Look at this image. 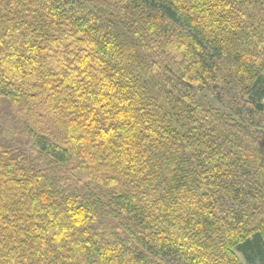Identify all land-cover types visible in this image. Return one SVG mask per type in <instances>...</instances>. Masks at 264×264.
Listing matches in <instances>:
<instances>
[{"label": "trees", "instance_id": "16d2710c", "mask_svg": "<svg viewBox=\"0 0 264 264\" xmlns=\"http://www.w3.org/2000/svg\"><path fill=\"white\" fill-rule=\"evenodd\" d=\"M264 0H0V264H264Z\"/></svg>", "mask_w": 264, "mask_h": 264}, {"label": "rangeland", "instance_id": "374dc122", "mask_svg": "<svg viewBox=\"0 0 264 264\" xmlns=\"http://www.w3.org/2000/svg\"><path fill=\"white\" fill-rule=\"evenodd\" d=\"M263 76H264V72H263Z\"/></svg>", "mask_w": 264, "mask_h": 264}]
</instances>
